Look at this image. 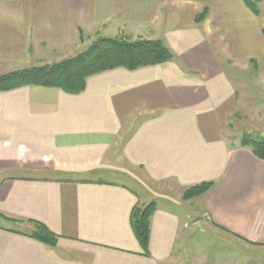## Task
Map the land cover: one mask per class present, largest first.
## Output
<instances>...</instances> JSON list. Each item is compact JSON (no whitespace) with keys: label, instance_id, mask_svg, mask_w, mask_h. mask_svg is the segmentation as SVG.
<instances>
[{"label":"crops","instance_id":"obj_1","mask_svg":"<svg viewBox=\"0 0 264 264\" xmlns=\"http://www.w3.org/2000/svg\"><path fill=\"white\" fill-rule=\"evenodd\" d=\"M92 33L161 40L175 59L92 75L78 94L0 92V264H264V160L229 134L246 83L232 74L245 64L264 79L261 12L245 0H0V68L52 63ZM204 181L216 185L185 200ZM153 201L146 253L131 215ZM201 212L207 224L190 226ZM34 222L58 242L31 237Z\"/></svg>","mask_w":264,"mask_h":264},{"label":"trees","instance_id":"obj_2","mask_svg":"<svg viewBox=\"0 0 264 264\" xmlns=\"http://www.w3.org/2000/svg\"><path fill=\"white\" fill-rule=\"evenodd\" d=\"M245 0V3L258 13L256 2ZM207 10L197 15V22H202ZM175 59L173 52L161 40L144 38L132 39L122 35L116 37H100L84 51L63 61L32 67L15 69L0 75V92L23 85H42L59 87L69 93L78 94L85 89L88 77L124 67L135 70L143 66L158 65ZM230 126V124H229ZM252 132L244 133L240 145L247 147L264 160V137L257 138ZM214 181H204L187 188L185 199L200 196L215 187ZM156 202L146 205H135L131 215L132 227L142 247L148 253L151 237V218L156 210ZM35 230L31 237L50 245L58 242V235L51 232L43 224L34 222Z\"/></svg>","mask_w":264,"mask_h":264},{"label":"rangeland","instance_id":"obj_3","mask_svg":"<svg viewBox=\"0 0 264 264\" xmlns=\"http://www.w3.org/2000/svg\"><path fill=\"white\" fill-rule=\"evenodd\" d=\"M255 2H256V7L258 8V13L259 11L261 12V21L264 24V4H261L259 0ZM122 35H124V33L118 34L117 36H122ZM127 36H130L132 39L142 38L140 36L139 37L131 36V35H127ZM100 37L102 36L92 33V35L88 37L87 42H85L82 45H79L78 48L71 50L70 48L67 50L61 49L59 53L60 54L62 53L61 54L62 57L58 58V56H56L55 58H52L53 61L52 63H57L74 56L71 55L66 57V55H68L67 53H73L74 51L76 55L84 51L89 45H91L95 40H97ZM85 45L86 48H83L85 47ZM52 63H45V64H52ZM244 66L246 65L239 64L238 66L239 74L238 75L232 74L233 80L236 82L238 91L239 90L241 91L240 88L241 82L242 81L246 82L244 83V85H242L243 89H245V91L243 92L244 97H241V99L239 100V106L237 110L233 113L229 122L230 124L229 134L232 138L235 139L238 138V140H240L241 136L247 132H252L256 134L255 136L257 138L264 137V79L261 77V75L257 76L256 69L254 67L250 71H247L245 69L246 67ZM227 67H229L227 68V70L233 71L230 65H227ZM10 69L12 68L11 67L8 68L5 66L1 67L0 75L10 72L11 71ZM102 177L112 181L127 183L128 185L137 189L138 191L140 190L143 191V188L140 189L141 184L132 177L122 174H116L113 172L105 173ZM138 205L143 206L146 204L139 203ZM195 219H200L199 225L203 226L208 222V215L206 214V212H201L198 215L191 216L189 220L190 226H192V223L195 221ZM206 237L209 238L208 235Z\"/></svg>","mask_w":264,"mask_h":264}]
</instances>
